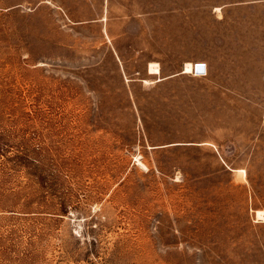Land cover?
I'll use <instances>...</instances> for the list:
<instances>
[{
  "label": "rangeland",
  "instance_id": "374dc122",
  "mask_svg": "<svg viewBox=\"0 0 264 264\" xmlns=\"http://www.w3.org/2000/svg\"><path fill=\"white\" fill-rule=\"evenodd\" d=\"M262 58V0H0V264H264Z\"/></svg>",
  "mask_w": 264,
  "mask_h": 264
},
{
  "label": "bare ground",
  "instance_id": "6f19581e",
  "mask_svg": "<svg viewBox=\"0 0 264 264\" xmlns=\"http://www.w3.org/2000/svg\"><path fill=\"white\" fill-rule=\"evenodd\" d=\"M204 64H205V67H206V63L202 62V61H197L196 63H195V61H187V62H185V65H184V72H192V73L196 74V73H198V72H195L196 67L197 68H201V67L204 66ZM149 72H151V73H159L160 72L159 64L156 63V62L155 63L151 62L150 65H149ZM240 170H242V169L240 168ZM237 171H238V169H237ZM244 177H245V175H244ZM257 217H258V219H264V212L262 210H257Z\"/></svg>",
  "mask_w": 264,
  "mask_h": 264
},
{
  "label": "crops",
  "instance_id": "0c3cea01",
  "mask_svg": "<svg viewBox=\"0 0 264 264\" xmlns=\"http://www.w3.org/2000/svg\"><path fill=\"white\" fill-rule=\"evenodd\" d=\"M253 1H255V0H253ZM262 1H264V0H262ZM261 60H264V58H262ZM206 63V62H205ZM149 66V65H148ZM261 71H260V74H261V77H263L264 78V65H262L261 66ZM206 70H207V64H206ZM148 72H149V70H148ZM149 73H151V72H149ZM259 91H263L264 92V86L262 87V89H260Z\"/></svg>",
  "mask_w": 264,
  "mask_h": 264
},
{
  "label": "built area",
  "instance_id": "2783aa9c",
  "mask_svg": "<svg viewBox=\"0 0 264 264\" xmlns=\"http://www.w3.org/2000/svg\"><path fill=\"white\" fill-rule=\"evenodd\" d=\"M195 72H198V73H196V74H203V73H206V67H205V64H204V66L201 67V68H197V67H196Z\"/></svg>",
  "mask_w": 264,
  "mask_h": 264
}]
</instances>
